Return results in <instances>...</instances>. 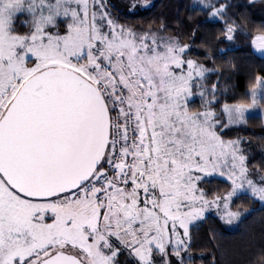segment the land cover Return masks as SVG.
Listing matches in <instances>:
<instances>
[{
	"label": "snow or ice",
	"instance_id": "6c2138e0",
	"mask_svg": "<svg viewBox=\"0 0 264 264\" xmlns=\"http://www.w3.org/2000/svg\"><path fill=\"white\" fill-rule=\"evenodd\" d=\"M200 4L227 41L243 31L226 18L229 0ZM114 8L0 0V264H185L207 212L233 226L251 211L237 200L264 205V171L224 135L264 117V76L221 102L216 69L191 44L163 20L121 23ZM245 35L264 57V28ZM214 178L226 190H207ZM259 247L245 264H264Z\"/></svg>",
	"mask_w": 264,
	"mask_h": 264
},
{
	"label": "trees",
	"instance_id": "16d2710c",
	"mask_svg": "<svg viewBox=\"0 0 264 264\" xmlns=\"http://www.w3.org/2000/svg\"><path fill=\"white\" fill-rule=\"evenodd\" d=\"M229 2L231 6L226 18L236 20L243 29H238L233 41H227L221 35L224 21L210 18L208 10L196 5L195 0H158L147 11L135 16H124L115 8L113 14L119 17L121 23L143 27L150 23L158 27L163 20L167 25L166 35L178 36L182 43L191 44V58L216 69L208 83H217L221 102L226 99L229 103H235L255 86L257 76H264V57L250 47L245 35V32L255 33L257 29L264 28V0ZM220 49H225V52H220ZM208 54L213 56L214 64L204 59ZM193 107L199 108L198 97ZM224 135L225 139L240 137L248 155L249 167L253 172L257 169L264 171V120L261 115H250L247 127L228 129ZM204 186L210 191L226 190L220 178H214ZM235 203L251 211L234 229L223 225L214 214H208L191 227L190 253L193 264H213V257L216 264H245V261L254 262L260 255L259 246L264 245V205L246 196ZM120 259L124 261L126 257L121 256Z\"/></svg>",
	"mask_w": 264,
	"mask_h": 264
},
{
	"label": "rangeland",
	"instance_id": "374dc122",
	"mask_svg": "<svg viewBox=\"0 0 264 264\" xmlns=\"http://www.w3.org/2000/svg\"><path fill=\"white\" fill-rule=\"evenodd\" d=\"M157 1H158V0H149V7H148V8H141V9H139V10H138L137 12H135V13H129V12L127 11V7H128V5H129V4H132V3L140 4V3L143 2V0H110V3L113 4V5H115V9H117L122 15H124V16H135V15H137V14H139V13H142V12H144V11H147V10H148L149 8H151V7H152ZM215 1H216V0H212L213 3H215ZM252 1H255V0H252ZM195 4H196V5H199V6H202V5L200 4V0H195ZM256 53H257V52H256ZM257 54H258V55H261L260 53H257ZM255 114L261 115L259 110H257V111L255 112ZM262 118H263V120H264V117H262ZM254 178H255V177H254ZM208 214H214V215H216L214 211H209V212H207V213H206V216H207ZM198 222H199V221H198ZM196 223H197V222H196ZM196 223H194V224H196ZM194 224H193V225H194ZM193 225H192V226H193ZM192 226H191V227H192ZM236 226H237V225L229 226V228L234 229ZM191 227H190V229H191ZM122 257L125 258L124 256H122ZM189 259L192 260V255H191V253L187 255L186 260H185V264H188V260H189ZM174 264H175V262H174Z\"/></svg>",
	"mask_w": 264,
	"mask_h": 264
}]
</instances>
